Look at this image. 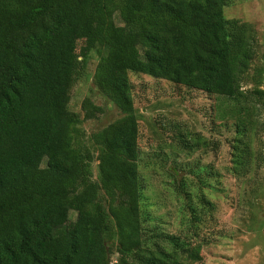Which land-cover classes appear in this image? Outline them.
Instances as JSON below:
<instances>
[{
  "label": "trees",
  "instance_id": "trees-1",
  "mask_svg": "<svg viewBox=\"0 0 264 264\" xmlns=\"http://www.w3.org/2000/svg\"><path fill=\"white\" fill-rule=\"evenodd\" d=\"M225 6L226 0H0V264L202 260L194 238L211 203L203 194L192 202L185 183H173L189 213L181 218L185 232L145 226L153 218L142 201L130 74L215 96L218 117L235 129L232 169L249 174L259 157L252 143L264 90L242 88L255 31L226 20ZM81 41L96 48L94 85L121 115L87 139L70 109L86 65L75 51ZM82 108L103 113L89 99Z\"/></svg>",
  "mask_w": 264,
  "mask_h": 264
},
{
  "label": "rangeland",
  "instance_id": "rangeland-1",
  "mask_svg": "<svg viewBox=\"0 0 264 264\" xmlns=\"http://www.w3.org/2000/svg\"><path fill=\"white\" fill-rule=\"evenodd\" d=\"M224 18L254 28L255 57L242 88L264 90V0H226ZM86 46L82 41L75 46L86 65L71 90L70 109L80 115L87 139L121 115L94 85L96 48L92 51ZM130 82L140 127L142 201L145 212L153 218L145 226L159 224L172 234L185 229L181 218L189 216L186 201L173 185L180 181L191 192L192 202L196 201L193 197L203 194L211 203L194 238L202 244V260L195 264H264V107L257 116L252 143L259 157L252 163L254 169L240 176L232 169L233 122L218 117L215 96L134 73ZM86 99L100 106L103 113L86 115L82 108ZM75 217L71 212L69 222ZM116 258L117 254H112L111 263Z\"/></svg>",
  "mask_w": 264,
  "mask_h": 264
}]
</instances>
